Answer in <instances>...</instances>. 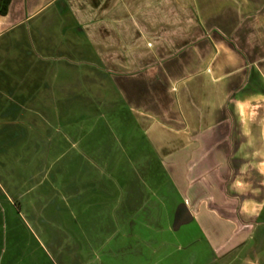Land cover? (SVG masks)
I'll list each match as a JSON object with an SVG mask.
<instances>
[{
	"label": "crops",
	"instance_id": "crops-1",
	"mask_svg": "<svg viewBox=\"0 0 264 264\" xmlns=\"http://www.w3.org/2000/svg\"><path fill=\"white\" fill-rule=\"evenodd\" d=\"M0 118L3 142L38 130L37 159L51 160L23 191L48 183L53 193L40 206L26 198L36 223L47 202L70 231L97 207L110 239L136 211L168 205L173 230L196 228L171 264H264V0H10ZM146 245L148 258L160 252ZM38 251L43 264L95 253ZM142 251L106 249L95 264H137ZM35 252L0 256L10 264Z\"/></svg>",
	"mask_w": 264,
	"mask_h": 264
},
{
	"label": "rangeland",
	"instance_id": "rangeland-1",
	"mask_svg": "<svg viewBox=\"0 0 264 264\" xmlns=\"http://www.w3.org/2000/svg\"><path fill=\"white\" fill-rule=\"evenodd\" d=\"M72 63L73 65L77 64L74 65V71H83L80 59L76 63L74 61ZM63 69L60 71V76L65 77L66 70ZM63 77L61 78L63 79ZM86 114L85 110L78 112L79 116H86ZM84 131H87V129L84 128ZM7 137L10 138V135ZM43 143L42 139L38 138V130H29L28 139L25 141L19 140L16 143H5L2 138L0 139V183L6 187L13 197H17L15 199H18L17 205L10 206L7 202H4L5 200L0 191V250L3 248L25 253L36 250L35 253H37L34 256H14V261L10 264H43L44 256L40 255L38 251L43 248L48 250L53 248L95 250L93 254L87 252V256L86 253L84 254L85 260L90 259L89 262H84V264H95L98 263L97 260L101 262L104 259L106 261L109 257L102 255L106 249L117 250L125 246L143 250L144 256L139 259V262H136L137 264H150L151 260H159L158 264H171L172 261H175L180 256L178 253L181 251H176V247L185 246L186 240L184 238L186 233H193L196 228L193 224H185L178 230H173L171 228L168 205L159 206L158 209L147 207L136 211L133 217L134 223L124 225L118 231L119 233H116L110 239L106 238L110 233L109 231H104L102 222L99 219L103 209L97 207L85 208L83 206L85 210L78 213V215H82L79 216V221L82 218L83 222H79L77 227L74 226V229L70 231L68 230L70 225L63 223L65 216L61 215L58 218H54L53 205L50 204L51 202H47L43 206L42 224L36 223L31 218L32 213L29 212L30 208L25 200L32 195V198L35 197V201L31 198L32 202L34 201L35 206H38L52 193L48 190L49 184L45 183L37 187L30 195H24L23 191L29 184H32L29 181V174H41L45 162H51V160L39 161L37 159V156L44 152ZM38 144L40 145V150H37ZM36 178L38 177L36 176ZM44 187L46 191L43 189ZM46 192L48 195L45 196ZM38 196H41L42 199L39 200ZM89 197L99 198L101 194L91 193ZM80 199V205L82 203L85 204L86 200H88L85 189H83ZM57 201L59 200L57 199ZM148 217L151 221L146 220ZM139 237H143L144 240H137ZM146 243H152L153 246L158 245L160 252L157 256L149 258L146 256L147 252H149V247H147ZM165 248L166 250L162 251ZM169 253L172 256L166 257L165 254ZM5 258L6 255L4 254ZM114 259H119V256ZM91 260L96 262L91 263ZM0 264H3V257L1 256ZM113 264H117V261H114Z\"/></svg>",
	"mask_w": 264,
	"mask_h": 264
},
{
	"label": "trees",
	"instance_id": "trees-1",
	"mask_svg": "<svg viewBox=\"0 0 264 264\" xmlns=\"http://www.w3.org/2000/svg\"><path fill=\"white\" fill-rule=\"evenodd\" d=\"M10 0H0V14H5Z\"/></svg>",
	"mask_w": 264,
	"mask_h": 264
}]
</instances>
